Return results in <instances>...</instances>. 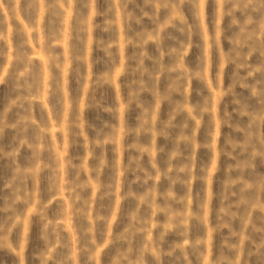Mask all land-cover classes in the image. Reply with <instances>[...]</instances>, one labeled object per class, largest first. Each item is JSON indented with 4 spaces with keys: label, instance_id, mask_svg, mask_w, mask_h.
<instances>
[{
    "label": "rangeland",
    "instance_id": "rangeland-1",
    "mask_svg": "<svg viewBox=\"0 0 264 264\" xmlns=\"http://www.w3.org/2000/svg\"><path fill=\"white\" fill-rule=\"evenodd\" d=\"M0 264H264V0H0Z\"/></svg>",
    "mask_w": 264,
    "mask_h": 264
}]
</instances>
